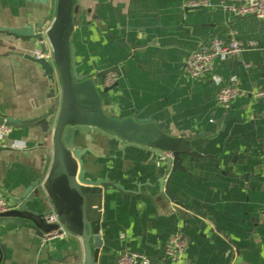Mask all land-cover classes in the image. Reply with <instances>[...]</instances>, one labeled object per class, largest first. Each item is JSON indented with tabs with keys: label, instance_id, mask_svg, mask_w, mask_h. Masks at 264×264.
<instances>
[{
	"label": "crops",
	"instance_id": "1",
	"mask_svg": "<svg viewBox=\"0 0 264 264\" xmlns=\"http://www.w3.org/2000/svg\"><path fill=\"white\" fill-rule=\"evenodd\" d=\"M209 1L213 6L205 8L187 7V0L75 3L74 64L81 74L99 76L104 111L149 119L182 138L208 139L192 147L198 157L184 155L182 170L171 180L170 192L192 208L180 214L168 209L158 191V180L167 174L161 156L106 137L82 143L90 149L83 155L86 176H108L122 185L101 198L105 264L125 251L142 252L151 264H173L164 256V245L176 228L189 239L186 264H264V99L249 95L264 87V19L239 17L220 6L255 0ZM55 9V2L0 0V26L21 28L46 17L50 26ZM213 36L236 37L247 46L217 59L206 76H189L188 56ZM38 49L35 41L0 31V115L28 120L53 106V82L30 57ZM110 69L119 76L107 87L101 75ZM232 76L244 95L220 103L217 79L226 83ZM3 141L0 197L12 204L48 175L52 134L39 125L11 127ZM50 228L38 234L28 224L3 223V264H86L82 237L72 232L47 237Z\"/></svg>",
	"mask_w": 264,
	"mask_h": 264
},
{
	"label": "water",
	"instance_id": "2",
	"mask_svg": "<svg viewBox=\"0 0 264 264\" xmlns=\"http://www.w3.org/2000/svg\"><path fill=\"white\" fill-rule=\"evenodd\" d=\"M27 1L41 4L55 2L52 24L47 26L46 17L21 28L0 26V31L25 43L35 41L39 44L42 56L30 57L40 64L53 82L51 98L54 103L42 116L28 120L1 114L0 124L10 128L39 125L45 133L51 131L53 162L48 175L33 183L31 189L35 186L34 190L15 198L11 208L0 212V234L1 225L7 222L28 224L38 234L50 225V231L57 226L48 221L51 210H54L70 232L82 237L86 264H105L100 255L101 198L104 191L109 188L122 190V185L111 183L108 176L96 179L86 176L83 155L90 149L82 143L92 144L99 137H106L120 145L148 148L161 156L167 174L158 180V191L167 201L168 209L180 214L192 208L177 193L170 192L171 180L177 170H182L184 155L198 157L199 152L192 147L195 144L204 145L208 139L202 136L182 138L149 119L118 118L107 114L103 108L102 92L98 88L99 76L81 74L74 64V47L70 37L74 29L73 10L78 0ZM49 46L51 53L48 55ZM106 72L101 75L102 81ZM2 149L0 143V151ZM45 207L49 210L42 211ZM119 257L113 264H120ZM5 259L6 245L0 236V264Z\"/></svg>",
	"mask_w": 264,
	"mask_h": 264
},
{
	"label": "built area",
	"instance_id": "3",
	"mask_svg": "<svg viewBox=\"0 0 264 264\" xmlns=\"http://www.w3.org/2000/svg\"><path fill=\"white\" fill-rule=\"evenodd\" d=\"M187 7L205 8L213 6L209 0H187ZM220 6L239 17L255 16L264 19V0H255L252 2H244L239 4L221 3ZM246 44L232 37L230 40H224L219 36H213L208 44L201 46L199 49L190 53L185 63L184 69L186 73L193 78L204 77L213 71L215 61L217 59L226 60L239 53L246 48ZM34 57L42 56L40 49L34 52ZM118 71L110 69L106 72L105 86H112L118 79ZM219 84L216 98L220 103H229L244 95V92L238 84V78L232 76L226 83H222L221 79H217ZM251 95L255 100L264 99V87H258L252 90ZM10 130L5 124H0V143L6 146L3 138ZM12 207V204L4 197H0V212L6 211ZM48 221L57 226L45 235L47 237H64L69 234L68 228L62 223L60 216L56 212H52L48 216ZM189 244L186 234L179 228H176L169 236L164 245V256L173 264H186L184 261L185 252ZM120 264H151L148 255L138 251H125L120 254Z\"/></svg>",
	"mask_w": 264,
	"mask_h": 264
}]
</instances>
